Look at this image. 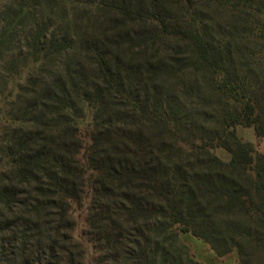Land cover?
Listing matches in <instances>:
<instances>
[{
	"label": "trees",
	"instance_id": "obj_1",
	"mask_svg": "<svg viewBox=\"0 0 264 264\" xmlns=\"http://www.w3.org/2000/svg\"><path fill=\"white\" fill-rule=\"evenodd\" d=\"M0 2V264H264V0Z\"/></svg>",
	"mask_w": 264,
	"mask_h": 264
},
{
	"label": "rangeland",
	"instance_id": "obj_2",
	"mask_svg": "<svg viewBox=\"0 0 264 264\" xmlns=\"http://www.w3.org/2000/svg\"><path fill=\"white\" fill-rule=\"evenodd\" d=\"M236 132L243 140L251 141L257 149L263 139H257L251 127L237 126ZM215 152L221 158L227 159L229 157V154H227L221 148L215 149ZM72 215L75 220V226L72 234L74 238L80 241L84 246L85 264H111L112 261L110 260V257L104 256L101 252L97 251L93 245L87 242V240L83 237V230L85 228L84 219L86 216L83 208H80L79 206H73ZM177 237L182 244L187 246L189 254L194 260H196L197 257L202 259H208L209 257H212L213 251L211 250L210 246L203 240L193 236L191 233H179ZM228 255L229 256H227L222 262H212V264H232L235 257H237L236 253L234 251Z\"/></svg>",
	"mask_w": 264,
	"mask_h": 264
},
{
	"label": "crops",
	"instance_id": "obj_3",
	"mask_svg": "<svg viewBox=\"0 0 264 264\" xmlns=\"http://www.w3.org/2000/svg\"><path fill=\"white\" fill-rule=\"evenodd\" d=\"M258 151L264 154V138L262 139L260 145L258 146ZM229 254V253H228ZM228 254L219 256L216 255L213 252L212 257H209L208 259H202V258H196L197 262L201 263V264H212V262H222L227 256H229ZM211 256V255H210ZM237 256V255H236ZM237 263V257H235V259L233 260L232 264H236Z\"/></svg>",
	"mask_w": 264,
	"mask_h": 264
}]
</instances>
